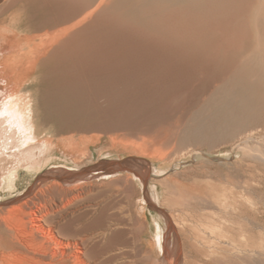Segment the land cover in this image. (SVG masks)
I'll use <instances>...</instances> for the list:
<instances>
[{
  "label": "bare ground",
  "instance_id": "obj_1",
  "mask_svg": "<svg viewBox=\"0 0 264 264\" xmlns=\"http://www.w3.org/2000/svg\"><path fill=\"white\" fill-rule=\"evenodd\" d=\"M3 1L5 7L19 0ZM38 1L55 12L47 24L78 19L46 46L33 42V35L27 37L28 51L20 49L1 62L0 80L10 88L2 99L9 126L1 122L0 151L14 144L9 128L15 124L33 130L29 103L20 105L14 98L16 79L37 73L49 48L67 36L56 45L57 63L43 74L54 103L65 106V116L95 112L97 100L104 98L125 113L115 122L119 127L143 112L146 97L156 102L167 83L184 80L193 96L172 124L174 133L166 132L174 150L229 144L233 153L241 152L248 160L249 169L264 168V0H89L80 9L63 0ZM83 8L87 11L82 15ZM108 11L124 26L106 24L108 31L100 37L94 21L78 30L87 19ZM46 142L53 143L41 141L48 149L45 156L36 157L39 143L30 144L7 160L9 164L0 165L7 166L11 186L19 166L39 170L59 154L61 150ZM77 149L62 151L75 166L89 158ZM194 152L209 155L197 148ZM163 153L153 156L154 168L149 161L141 167L131 157L136 168L129 172L122 160L81 173L58 167L32 195L1 205L0 264H264V191L256 201L254 181L223 190L182 183L168 176L172 165L157 164L163 156L168 160ZM116 175L120 178L113 181L109 199L76 204L80 194L75 191L83 184ZM149 180L146 197L157 210L152 218L147 212L137 214L133 204L137 188L147 187Z\"/></svg>",
  "mask_w": 264,
  "mask_h": 264
},
{
  "label": "rangeland",
  "instance_id": "obj_2",
  "mask_svg": "<svg viewBox=\"0 0 264 264\" xmlns=\"http://www.w3.org/2000/svg\"><path fill=\"white\" fill-rule=\"evenodd\" d=\"M63 1H68L70 4L78 6L79 9L89 2V0ZM39 3L38 0H19L16 3L2 7L4 1H0V6L2 5V11H0V69L3 65L1 62L6 59L5 57L15 53L19 54L20 49H22L21 52L29 50L30 44L25 40L27 37L33 35L32 37H35L33 42L37 44L42 43V46H46L60 29L70 25L78 19V17H75L67 23L61 22L53 25L47 24L48 19L55 16V12H53L48 6L42 8ZM86 11L87 10L84 9L81 14L83 15ZM111 13L107 14L106 12H103L96 17H91V19L89 18L86 20L87 23L83 22L84 24L81 23L77 28L78 30H83L89 26L88 24L91 25L94 21L92 24H94L97 29L98 37H100V33H102V36H105L104 33H107L108 31L104 30L106 24H117V27L124 26L121 20L119 18L116 19ZM88 21L90 23H88ZM66 38L67 36L65 39ZM65 39L61 38L59 43H57V41V44L54 43L55 45L53 44L49 48L46 60L37 73L31 74L28 72L24 75V79H16L19 84L16 86V94L18 97L14 98L17 99V102L20 103V105L29 103L31 113L30 119L32 120V123L30 124L33 125V130H27L25 127L21 129L17 124L12 126V129L9 128L13 134L12 139L14 144H10V147L7 149L1 148L0 155L2 156H0V165L2 166V164L5 163L9 164L7 160H12L14 154L20 153V151H27L30 144L36 145L39 143V147L34 149L36 150V153L38 152L37 155L35 153V156H45L46 153L44 151L47 150L46 152H48V149L45 143H41V141L47 139L53 142H46L48 144L47 146L61 151L58 155H54L55 159L39 170L29 169L25 165L19 166L16 170L17 175L12 178V186L11 177L9 176L10 173L7 172L6 169L7 166L5 169H2L1 167L0 206L9 201L24 198L26 195H29V193L32 195L37 190L36 187L39 186L42 181L50 180V178H48L51 177L50 172H57L59 170L58 167H60V169L62 167L65 169L72 168L78 173H81L85 172L84 170L86 169L97 168L98 165L102 166L108 164V161L111 160H122L121 163H123L125 171L129 172V168H136L131 165V157L135 156L134 158L138 159L137 162L141 167H145L143 165L146 163L147 166L149 164V166L154 168L155 165L153 161H151L153 156L160 158L164 154L163 152L166 153L168 160H166V156H163V160H159L157 164L172 165L169 168L170 174L168 176L175 177L182 183H192L208 189L223 190L225 188H232L234 185H244L245 181L249 180L250 182L254 181L253 185L258 190V193L253 194L254 199L256 198V201H260V199L263 198L261 191H264V168L249 169L247 167V164L249 163L248 160L245 161L243 159L241 152L233 153L229 144H218L213 148L195 146L201 151H208L209 155H205L202 152H200V154L199 152L195 153L194 150L196 148L192 145L185 147V149L175 148L174 150L175 145L171 140L172 138L168 139L169 136H171L170 134H173V131L176 130V127H173L172 124L178 118L183 116L184 112L188 109V103L193 96L189 89H186L187 86L185 85L187 82L184 80L179 81L178 83L171 81L167 83L164 88L165 90L159 95L156 102H151V97H146L149 102H147L143 112L133 114L129 121H126L124 125L119 127H116L117 125H115V122L121 120L125 116V113L121 110L114 109L104 98H99L97 100V110L95 112L91 113L83 110L82 112L76 111L75 115L66 114L65 116V106L62 109L56 105L57 103H54L52 98L53 95H50L52 94V91L48 89L49 86L47 82H45L46 79L43 77L45 71L50 66L57 63V56L59 55V48L57 46ZM101 39L102 38H97V40ZM116 42H118L120 47L123 45L122 42ZM34 44L32 43L31 45L34 46ZM114 57V55H109V58ZM5 88L9 89L10 85H7L5 81L2 82V80H0V96L2 95V98L0 97V111L4 107L2 99L6 92ZM52 104L54 107H52ZM55 106H58L60 110ZM56 108L58 109L56 110ZM6 117L7 115H4L3 119H0V127L3 123L4 125L9 124L5 121ZM1 122L3 123L1 124ZM109 122L111 123L109 124ZM112 122L114 123L112 124ZM147 129L148 131H146ZM30 130L35 132L34 139H28L29 134L31 133ZM166 132H169V136ZM124 143L126 144L124 145ZM141 145L143 148L140 147ZM74 148H78L77 150L79 152L86 153L84 156L89 157L79 166H75L72 160H66L67 157L62 152L68 149L73 150ZM169 153L172 154L169 155ZM150 169L151 168L149 167V170ZM42 177L44 179H41ZM118 178H120L119 175L113 176L112 179H104L103 177H100L99 180L83 184L75 191V193L80 194L76 204L84 205L109 199V195L113 194V191H115L116 184L113 181ZM147 183V187H145V185H140V190L137 188V192L133 198V204L137 214L144 216L147 212L152 218V215L157 214V210L150 204L149 198L146 197L148 196L146 194L148 186L150 185V180ZM159 187L160 191L163 192L164 187L162 185H159ZM154 203L159 209L168 212L166 207L161 206L155 201ZM146 239L148 241L149 236H147ZM257 241L260 242V239L258 238Z\"/></svg>",
  "mask_w": 264,
  "mask_h": 264
},
{
  "label": "snow or ice",
  "instance_id": "obj_3",
  "mask_svg": "<svg viewBox=\"0 0 264 264\" xmlns=\"http://www.w3.org/2000/svg\"><path fill=\"white\" fill-rule=\"evenodd\" d=\"M3 116H4L3 112L0 111V119H3Z\"/></svg>",
  "mask_w": 264,
  "mask_h": 264
}]
</instances>
